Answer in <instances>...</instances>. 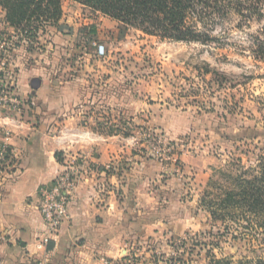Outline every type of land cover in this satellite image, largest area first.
Returning a JSON list of instances; mask_svg holds the SVG:
<instances>
[{"label": "rangeland", "instance_id": "374dc122", "mask_svg": "<svg viewBox=\"0 0 264 264\" xmlns=\"http://www.w3.org/2000/svg\"><path fill=\"white\" fill-rule=\"evenodd\" d=\"M63 11L59 28L34 39L9 31L0 16V41L14 43L0 49V106L19 111L29 99L13 96L14 69L7 70L24 41L34 51L30 61L50 64L43 74L56 82V107L63 99L72 125L90 127L125 151L128 146L127 169L142 159L158 164L148 170L146 179L155 177L144 188L154 191L159 208L141 220L155 215L165 225L151 239L131 242L130 261L119 263L208 264L210 251L231 264L264 257V243L214 219L217 207L211 204L233 188L240 165L248 167L264 146V57L257 46L264 43V19L230 14L213 30L219 41L202 43L163 40L135 28L120 37L117 21L74 0H64ZM90 155L60 152L64 169L58 176L69 172L78 184L93 168ZM17 160L9 145L1 146L0 183ZM108 165L110 171L116 167Z\"/></svg>", "mask_w": 264, "mask_h": 264}, {"label": "crops", "instance_id": "0c3cea01", "mask_svg": "<svg viewBox=\"0 0 264 264\" xmlns=\"http://www.w3.org/2000/svg\"><path fill=\"white\" fill-rule=\"evenodd\" d=\"M54 36L56 43L60 39ZM18 42L16 57L7 67L14 69L13 96L27 97L34 106L27 101L19 111L0 106V148L9 145L18 159L9 179L0 183V264H120L131 242L151 239L165 225L155 215L141 220L159 208L154 191L144 188L155 177L146 179L148 170L158 164L142 159L127 169L128 146L125 151L90 127L72 125L63 99L62 107H56V82L43 74L49 73L50 64L30 61L34 51ZM34 77L42 80L36 90L31 86ZM15 101L13 107L18 106ZM72 150L91 152L88 162L93 168L81 175L62 226L49 233L40 213L41 189L52 186L64 169L57 153ZM110 163L119 174L107 173Z\"/></svg>", "mask_w": 264, "mask_h": 264}, {"label": "trees", "instance_id": "16d2710c", "mask_svg": "<svg viewBox=\"0 0 264 264\" xmlns=\"http://www.w3.org/2000/svg\"><path fill=\"white\" fill-rule=\"evenodd\" d=\"M64 0H0V13L8 27L34 39L38 33H46L50 27H60ZM95 13L118 22L119 36L131 28L146 35L184 42H215L213 30L217 24L235 14L247 21L264 19V0H74ZM264 57V43L257 44ZM174 156L175 152H173ZM179 154V153H178ZM255 158L248 167L232 178L233 188L223 191L211 204L221 212L212 211L216 220L235 224L246 231L253 240L264 243V146L253 152ZM60 161V152L57 153ZM241 161V160H240ZM242 164V163H241ZM107 173L119 174L114 169ZM241 237V236H240ZM238 235L234 238L241 240ZM237 239V240H238ZM245 239V238H244ZM187 240L182 243L186 245ZM217 245V244H212ZM208 264H231L230 259H218L212 251ZM130 261L129 255L124 257ZM167 263V262H166ZM264 264V257L249 260L245 264ZM239 264H244L240 262Z\"/></svg>", "mask_w": 264, "mask_h": 264}, {"label": "built area", "instance_id": "2783aa9c", "mask_svg": "<svg viewBox=\"0 0 264 264\" xmlns=\"http://www.w3.org/2000/svg\"><path fill=\"white\" fill-rule=\"evenodd\" d=\"M13 46L14 43L11 40L9 42L0 41V49ZM110 168L111 165H107V169ZM76 188V180L70 176L69 172H65L55 179L52 186L41 190L40 213L49 233L56 232L68 217V204Z\"/></svg>", "mask_w": 264, "mask_h": 264}, {"label": "water", "instance_id": "95a60500", "mask_svg": "<svg viewBox=\"0 0 264 264\" xmlns=\"http://www.w3.org/2000/svg\"><path fill=\"white\" fill-rule=\"evenodd\" d=\"M31 82H32L31 84L32 88L36 90L40 87L42 80L39 77H34L32 78Z\"/></svg>", "mask_w": 264, "mask_h": 264}]
</instances>
